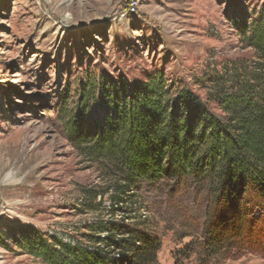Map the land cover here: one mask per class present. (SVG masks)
<instances>
[{
  "label": "rangeland",
  "instance_id": "1",
  "mask_svg": "<svg viewBox=\"0 0 264 264\" xmlns=\"http://www.w3.org/2000/svg\"><path fill=\"white\" fill-rule=\"evenodd\" d=\"M263 9L264 0H0V264H45L19 245L27 233L85 242L86 224L98 219L157 238L150 264H201L216 209L208 187L191 177L140 180L128 201L144 219L111 208L113 179L70 143L63 107L74 110L87 80L94 111L101 84L129 93L153 74L172 94L207 101L206 73L258 62L240 32ZM251 217L236 241L246 250L213 264H264V216Z\"/></svg>",
  "mask_w": 264,
  "mask_h": 264
},
{
  "label": "trees",
  "instance_id": "2",
  "mask_svg": "<svg viewBox=\"0 0 264 264\" xmlns=\"http://www.w3.org/2000/svg\"><path fill=\"white\" fill-rule=\"evenodd\" d=\"M240 33L258 62L253 68L233 65L230 76L206 73L213 88L207 101L186 90L172 94L164 76L153 74L145 83L133 84L129 93L101 84L94 111L89 103L95 84L87 80L74 110L63 107L70 143L103 163L113 179L111 208L138 211L137 217L144 219L140 206L128 201L140 180L152 184L191 177L208 187L216 209L207 213L201 264L246 250L236 242L243 225L253 214L264 216V9ZM210 101L220 114L209 108ZM104 194L94 192L93 199ZM88 207L95 206L90 202ZM121 224L112 219L87 223L85 242L33 230L19 245L45 264L153 262L158 239Z\"/></svg>",
  "mask_w": 264,
  "mask_h": 264
},
{
  "label": "built area",
  "instance_id": "3",
  "mask_svg": "<svg viewBox=\"0 0 264 264\" xmlns=\"http://www.w3.org/2000/svg\"><path fill=\"white\" fill-rule=\"evenodd\" d=\"M146 216V214H145V212L144 211H141V217H145Z\"/></svg>",
  "mask_w": 264,
  "mask_h": 264
}]
</instances>
